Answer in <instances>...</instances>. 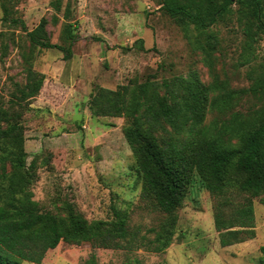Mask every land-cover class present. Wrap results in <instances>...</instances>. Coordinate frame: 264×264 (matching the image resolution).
<instances>
[{
    "label": "rangeland",
    "instance_id": "1",
    "mask_svg": "<svg viewBox=\"0 0 264 264\" xmlns=\"http://www.w3.org/2000/svg\"><path fill=\"white\" fill-rule=\"evenodd\" d=\"M51 1L13 0L8 6L13 5L14 15L24 20L27 30L45 17L49 40L67 45L61 38L62 11H55ZM67 3L77 33L70 57H76L80 65L84 58L87 68L71 91L77 99L70 94L65 100L62 90L52 88L56 92L54 113L48 108L30 107L28 102L34 98L18 99L17 86L25 84L26 68L33 61L47 67L50 62L70 57L64 59L58 49L30 47L19 27L11 29L1 21L0 0V100L6 105L14 98L21 105L27 160L34 159L36 166L30 187L41 209L65 215L70 205L89 220L112 219L117 211L139 239L130 247L124 241L109 247L60 241L45 252L39 264H82L91 255L96 264H261L264 193L250 199L252 236L241 233V241L221 246L215 214L219 212L227 224L234 222L247 194L230 191L224 196L212 195L195 176L181 205L166 214L141 192L133 150L123 133L125 119L91 114L85 117L77 112L88 105L90 93L98 86L115 90L147 79L161 83L176 75L193 76L209 84L213 77L202 54L161 9V0H61L62 7ZM53 14L58 18L55 22ZM212 28L220 39L213 50L216 80L226 82L228 88L247 87L250 80L245 73L247 64L240 62L239 27L235 22H220ZM255 54L253 63L264 58V35L255 45ZM214 115L207 112L206 120ZM168 223L172 230L168 246L153 250L147 242ZM244 228L233 225L229 229Z\"/></svg>",
    "mask_w": 264,
    "mask_h": 264
},
{
    "label": "trees",
    "instance_id": "2",
    "mask_svg": "<svg viewBox=\"0 0 264 264\" xmlns=\"http://www.w3.org/2000/svg\"><path fill=\"white\" fill-rule=\"evenodd\" d=\"M12 1L1 0L3 23L19 27L30 47L54 48L63 52L64 59L70 57L77 33L69 3L62 7L61 0L51 1L55 11H62L61 38L67 43L62 45L49 40L45 17L27 30L24 20L14 15L13 5L8 6ZM161 9L202 54L213 80L202 84L193 76L176 75L161 83L147 79L115 90L98 86L87 106L91 115L125 119L123 133L133 150L141 192L162 212L172 214L181 205L195 176L212 195L247 194L234 222L227 224L219 212L215 214L219 243L230 245L242 240L241 233L252 236L250 199L264 193V58L253 63L255 45L264 35V0H161ZM57 19L53 14L52 20ZM220 22H235L240 29V62L248 66L247 87L228 88L216 80L213 50L220 39L212 26ZM43 79L33 61L26 68L25 84L17 86L18 99L34 98ZM5 103L0 100V264H39L60 241L103 247L118 246L120 241L130 247L138 241L117 211L112 219L89 220L70 205L65 215L41 209L30 187L36 166L34 159L27 160L21 105L14 98ZM207 112L215 115L206 120ZM233 225L245 228L230 230ZM171 235L168 223L147 243L160 251ZM259 252L264 264V244ZM82 264H96L94 255Z\"/></svg>",
    "mask_w": 264,
    "mask_h": 264
},
{
    "label": "crops",
    "instance_id": "3",
    "mask_svg": "<svg viewBox=\"0 0 264 264\" xmlns=\"http://www.w3.org/2000/svg\"><path fill=\"white\" fill-rule=\"evenodd\" d=\"M67 60L50 62V65L47 67H42L38 65L37 61L34 62V68L44 74V79L39 93L29 104L30 107L48 108L51 112H53L55 110V104L53 102V99L56 92H53L52 88H55V91L57 92L58 90H62L64 92L62 96L65 100L69 99L70 94L71 96L73 95V93H71L73 85L78 83L82 70L84 71V73H87V68L84 58H82L81 60L82 65H80V63L77 61V58L74 56H71ZM46 88L47 95L44 96V89ZM66 93L68 94L67 96ZM72 97H74L75 100L77 99V97L75 98V95H73ZM72 103L76 104V102ZM77 112L83 113L85 117H89L90 114L87 106H85L82 110L79 109Z\"/></svg>",
    "mask_w": 264,
    "mask_h": 264
}]
</instances>
